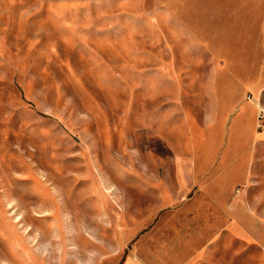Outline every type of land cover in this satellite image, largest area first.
Listing matches in <instances>:
<instances>
[{
	"label": "rangeland",
	"instance_id": "obj_1",
	"mask_svg": "<svg viewBox=\"0 0 264 264\" xmlns=\"http://www.w3.org/2000/svg\"><path fill=\"white\" fill-rule=\"evenodd\" d=\"M259 106L264 0H0V264H264Z\"/></svg>",
	"mask_w": 264,
	"mask_h": 264
},
{
	"label": "built area",
	"instance_id": "obj_2",
	"mask_svg": "<svg viewBox=\"0 0 264 264\" xmlns=\"http://www.w3.org/2000/svg\"><path fill=\"white\" fill-rule=\"evenodd\" d=\"M249 99L251 100V97H249ZM258 114H259V119L264 121V107L259 106Z\"/></svg>",
	"mask_w": 264,
	"mask_h": 264
},
{
	"label": "crops",
	"instance_id": "obj_3",
	"mask_svg": "<svg viewBox=\"0 0 264 264\" xmlns=\"http://www.w3.org/2000/svg\"><path fill=\"white\" fill-rule=\"evenodd\" d=\"M127 264H136V263H134V262H132V261H128Z\"/></svg>",
	"mask_w": 264,
	"mask_h": 264
}]
</instances>
